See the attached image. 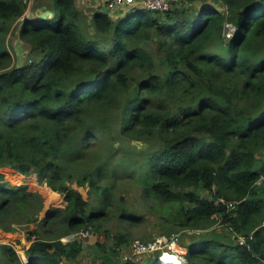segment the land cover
<instances>
[{"label":"trees","instance_id":"1","mask_svg":"<svg viewBox=\"0 0 264 264\" xmlns=\"http://www.w3.org/2000/svg\"><path fill=\"white\" fill-rule=\"evenodd\" d=\"M76 1L46 0L49 20L26 17L28 0H0V228L40 219L44 182L66 200L28 229L27 261L0 243V264H67L93 248L61 237L91 228L114 241L96 243L100 264H122L131 237L107 225L138 217L118 193L124 176L168 236L193 232L189 264H264V0H171L118 16L102 7L94 33ZM16 25L29 49L20 65ZM120 136L158 145L127 151Z\"/></svg>","mask_w":264,"mask_h":264},{"label":"rangeland","instance_id":"2","mask_svg":"<svg viewBox=\"0 0 264 264\" xmlns=\"http://www.w3.org/2000/svg\"><path fill=\"white\" fill-rule=\"evenodd\" d=\"M104 1L107 2V0H104ZM209 1L214 4V0H209ZM28 2H29V6L25 14H26V17H29V18L38 17L42 13L41 10L38 11V8H41L43 5H46V0H28ZM184 3L186 5H190L188 2H184ZM193 4H198V3H193ZM202 5H205V3H203ZM102 7H103L102 1L98 5H96L95 0H92V1L89 0L84 7H80V5L78 7L81 12L82 17L84 18V26L91 33H94L93 32L94 28L92 25L93 14L96 12V10H100ZM125 8L127 7L115 6V7H111L110 11L114 16H118L117 13H122L125 10H127ZM48 18H50L49 20L53 19L52 17H50V15L44 19H48ZM23 20L24 18L21 21L23 22ZM233 29L234 27L231 26L229 30V34L233 33L232 31ZM9 36H10V44L11 46L15 48L14 44L20 36L19 28L17 25L15 28L13 27ZM22 46H24V40L22 41ZM26 50L28 54L29 49L26 48ZM119 141H121L119 145L127 148L128 149L127 151H129L130 149V150H134L136 152H141V153L142 152L145 153L146 151H149V150H155L158 145L157 140L136 143L122 136L119 137ZM73 185L77 187L78 189H80L83 192L85 197H88V189H89L88 186H78L77 183H74ZM44 187H49L46 184V182L38 186L39 190L41 191V193L43 194L45 198L44 209L41 212L40 219L38 221L29 223L28 226H19L17 230L12 231V232L6 231L3 228H0V231L8 232V235H7L8 237H5L6 239L10 238L13 235L17 236L18 232H22V231L26 233V237H27L28 229H34L40 226L41 222H43V219H41V217H44V215L47 213L50 207L52 206L64 207L66 205L64 193L54 191L51 187H50L51 190L49 188L45 190ZM51 192H53V197L52 198L50 197L49 199L48 195ZM118 193L126 196V199L131 204L132 208L135 211H137V216H138L137 219L133 223H127V222L121 221L118 216L113 215V217H111L107 225V227L114 228V229L121 228L122 230L126 231L128 235H130L131 239L129 240V242L123 247H121L120 249L122 250V252L124 251L123 253H126L127 251L131 249V243L134 239L139 238L143 241H150L158 237H164L167 239V242H171L173 238H176L175 239L176 245L172 247V249H175L178 252L186 256L187 251H188L187 244L193 240L192 238L193 234H191L193 232L182 231V232L175 233V234L168 236L167 232H165L166 230H168V226L165 224L164 219L161 217L159 210L154 207L153 202L145 198L142 186L139 184L133 185L131 181L125 176L124 178L121 179V184L118 187ZM213 227L216 228L219 232L229 231V229L223 225L221 220H217V222H215ZM9 233H12V234H9ZM197 237H200V236H197ZM100 240L101 241L109 240L107 241L108 244L110 246L114 245L113 239L106 238V235H104L103 232L102 233L95 232L94 229L92 228L90 229L88 236L83 237L82 239V242L84 243L85 246H88L91 249L93 248V251L91 252L92 255H90L91 253L89 250L84 251V254L86 252L85 261L88 262L89 264H100V260L97 258L98 255L96 253V252H102V250L96 249V247H98L96 246V243ZM6 241H9L10 244H13V245L16 244L15 247H17L18 249H21V245L14 243L15 239L14 240L8 239ZM165 241L163 242V244H165ZM1 243H8V242L2 241ZM159 252L161 253V250L154 252L152 255L155 256L154 254L159 253ZM173 257L174 259L172 260L170 259V261H176V259L178 260L176 256H173ZM164 258L166 259V254ZM24 259H26V256L24 257ZM78 260L80 261L81 259H78ZM145 261L141 263H134V264H142V263L144 264Z\"/></svg>","mask_w":264,"mask_h":264},{"label":"built area","instance_id":"3","mask_svg":"<svg viewBox=\"0 0 264 264\" xmlns=\"http://www.w3.org/2000/svg\"><path fill=\"white\" fill-rule=\"evenodd\" d=\"M108 7H115V6H122L127 7L125 9L131 10L132 8H146L150 10H157V11H168L172 7L171 0H107ZM226 203L229 207H234L235 203L227 201L225 198H219L216 200V203ZM88 230H80L78 232L66 235L61 237V240L64 243L70 242L75 239H83V237L88 236ZM176 238H173L171 242H167V239L164 237H158L152 239L150 241H143L139 238L134 239L131 243V249L126 253H122V264H125L129 261H133L134 263H141L146 259V257L152 255L154 252L161 250L160 255L158 256V264H189L187 257L178 252L175 249H172L176 245L175 242ZM166 240V241H165ZM165 241V244L163 242ZM240 243L245 242L244 237L239 238ZM165 254H172L176 256L179 260L178 261H164ZM27 261L28 259H24Z\"/></svg>","mask_w":264,"mask_h":264},{"label":"crops","instance_id":"4","mask_svg":"<svg viewBox=\"0 0 264 264\" xmlns=\"http://www.w3.org/2000/svg\"><path fill=\"white\" fill-rule=\"evenodd\" d=\"M88 1L89 0H77L76 1V5H77V7H79V5H80V7H84ZM95 1H96V5H98L102 1L103 7L105 8V10L108 7L107 4H105L106 2L104 0H95ZM39 9L40 8H38V11H39ZM109 9H108V11H109ZM42 218L43 217H41V219ZM9 234H12V233H9ZM7 235H8V232L0 231V243L2 241L10 243L9 241H6L7 239L5 237H8ZM11 237H14V239H15L14 243H17V244L21 245V249H18L17 247H16V249L19 252V254L21 255V257L24 259V257L26 256V249L30 246L31 241L28 240V238L26 237V233H24L23 231L22 232H18L17 236L13 235ZM11 243H13V242H11ZM26 258H27V256H26ZM85 258H86V252H85V254L83 252V254L81 256H79L78 258L72 259V260H68L66 262H67V264H89L88 262L85 261ZM78 259H81V260L79 261Z\"/></svg>","mask_w":264,"mask_h":264},{"label":"water","instance_id":"5","mask_svg":"<svg viewBox=\"0 0 264 264\" xmlns=\"http://www.w3.org/2000/svg\"><path fill=\"white\" fill-rule=\"evenodd\" d=\"M109 7L106 8L108 10ZM135 8H132L131 10H134ZM39 10L42 11V13L38 16L39 19L47 18L49 15H52V10L47 9L46 5H43ZM29 18V17H28ZM20 33V32H19ZM23 39L21 36L16 40L15 42V50L17 53V63L18 65L22 64L23 58L27 55V50L22 46Z\"/></svg>","mask_w":264,"mask_h":264},{"label":"bare ground","instance_id":"6","mask_svg":"<svg viewBox=\"0 0 264 264\" xmlns=\"http://www.w3.org/2000/svg\"><path fill=\"white\" fill-rule=\"evenodd\" d=\"M45 188V190H47L48 188L51 190V188H50V186L49 187H44ZM50 197L52 198L53 197V192H51L49 195H48V198L50 199ZM167 259H169V260H167ZM170 259L172 260V259H174V257H173V255L172 254H166V259H164V261L165 262H169L170 261ZM179 260V259H178ZM177 259H176V261H178Z\"/></svg>","mask_w":264,"mask_h":264}]
</instances>
